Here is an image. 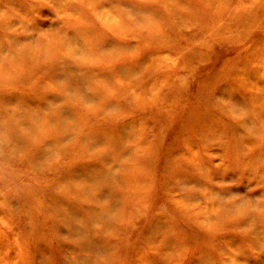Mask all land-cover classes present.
Here are the masks:
<instances>
[{
  "label": "rangeland",
  "instance_id": "rangeland-1",
  "mask_svg": "<svg viewBox=\"0 0 264 264\" xmlns=\"http://www.w3.org/2000/svg\"><path fill=\"white\" fill-rule=\"evenodd\" d=\"M229 1L0 0V109L28 110L27 95L35 97L33 89L51 76L71 81L92 75L102 87V105L110 100L115 113L124 106L129 111L121 121L104 120L102 113L101 131L91 143L116 140L119 128L133 119L131 133L143 129L139 138L147 148L169 142L156 159L166 157L171 172L169 184L156 191L138 176L140 183L126 186L138 157L155 153L113 152L102 162V155L80 151L73 135L43 154L33 142L28 152L40 157L31 161L26 146L17 147L0 130V264H261L264 119L255 106L264 109L257 103L264 85L255 81H264V0H243L242 6ZM255 42L260 48L250 51ZM68 63L78 75L67 73ZM23 75L31 86L13 82ZM240 78L246 86L237 85ZM95 86L91 92H101ZM77 93L68 89L73 98L65 104L72 114L67 126L80 135L86 128L81 124L100 120L93 103ZM81 155L101 179L102 167L116 168L104 198L99 187L87 198L76 192L67 198V190L61 191L60 179L70 174L66 168ZM140 168L145 181L162 180L150 163ZM116 191L124 205H116L113 224L101 237L81 242L78 252L58 236L49 199L78 204L74 211L66 205L72 218L86 209L95 213ZM152 194L153 207L147 198Z\"/></svg>",
  "mask_w": 264,
  "mask_h": 264
},
{
  "label": "bare ground",
  "instance_id": "bare-ground-1",
  "mask_svg": "<svg viewBox=\"0 0 264 264\" xmlns=\"http://www.w3.org/2000/svg\"><path fill=\"white\" fill-rule=\"evenodd\" d=\"M249 1L250 0H248V2ZM235 3L241 6L244 4L243 0L229 1V5H233ZM253 44L250 48V51L251 50L257 51L260 48L258 43L255 42ZM2 45H3L2 42H0V47H2ZM30 45H32L31 42ZM233 51H235V49L232 48L231 52ZM250 51L247 50L245 52L248 53ZM227 62H229V59L225 61V63ZM98 66L99 65L97 64L96 66L90 67L89 63L86 65V67H89L90 69L95 67L97 70H98L97 68ZM19 67L22 68L21 66ZM73 68H75V66L68 63L67 73L77 74V71ZM248 74H251V72H248ZM91 76L92 75H83V77H77L76 79H73L71 81L65 80L60 76H51L48 79L50 80L49 82H47L48 80H46L45 84H43L42 83L43 81H41V83H39L40 86H38V88L36 89H33V91L36 92L35 97L33 95L32 96L27 95V98L25 99L29 106L28 110H23V107L17 110H7L6 108H4L5 110L0 109V120H2L1 118H5V117H7L9 120L6 123L0 121L1 122L0 130L7 132L10 141H12V143L14 144L16 143L17 147H23V145L26 146L27 156L31 159V161L33 159H37L40 157L39 154H35V155L31 154L32 152L30 148L32 147L33 142H36L35 145L37 146V148L43 150L42 152L43 154L46 150L49 151L53 148H59L63 142L70 139V136L71 138H74L73 135H75L74 139H77L76 143L80 151L81 149L84 152L90 150L93 155L100 154L102 155V162L104 161L103 158H105L107 155L113 152H116L117 157H120L123 153H128L134 156L135 154H137L138 151L142 152L143 150H145V152L147 153H155L152 154L154 155L153 157H143V158L138 157L137 163L134 162V164L137 167L136 170H134V175H133L134 180L131 182L130 185L127 184L128 183L127 181L126 186L127 185L133 186L136 183H140L138 178L142 179L143 177L141 184L144 185L146 182L147 183L151 182L155 191L157 189L166 187L167 184H169V181H167V177L171 173L170 171H167V166L169 164V161L166 159V157L163 158L162 160L156 159V152L161 151L163 154V150H167L169 148V142H166L162 146L158 145V147L155 149L154 148L152 149L150 147L147 148L145 141H143L142 138H139V136H142L143 129L141 131L138 130L137 135L131 133L132 129H134V125H136L133 119L132 121H130V127L127 128L123 126L119 128V133L116 140L114 137L111 136L109 139H106L105 141H102L100 143H96V144L91 143L93 141L90 139L91 136L95 132L99 133L101 131L102 113L104 114V120L117 118L119 119V121H121L124 119L128 120V118L123 115H125L129 111L128 106H124L123 108L122 106H120V108H122V111L120 113L119 112L115 113V110H112L115 108V105H113L112 101L110 100H106L108 101V103L102 105V101L105 100L102 98V91H101L102 87L101 85H99V83L98 85L95 86L96 82L91 81L89 78ZM87 80H88L87 84L84 85V83ZM74 81H77V84H73ZM13 82L20 85L24 83L25 86H31L30 78H25L24 75L21 76V80H13ZM246 82L247 81H244V79L240 78L237 81V85L246 86ZM256 82L259 85L260 83L264 85V81L262 82L260 80H257L255 81V83ZM65 83L66 86H63V84ZM69 85L70 88H68ZM87 86L88 88H86ZM93 86H95L96 89L100 88L101 92H96L93 94L91 92ZM68 89L73 90L74 92L78 91L77 95L82 98L80 99L81 101L85 103L88 102L93 103V106L97 108L99 111L98 115H99L100 124L91 125V126H89L88 124H81L80 126H85L88 130L84 128L85 132L80 135L77 133L76 129L72 130L71 126H67V123L72 121V114L68 105L65 104V101L66 99L69 100L73 98L70 96H66L68 95L67 94ZM251 96L254 100L255 96H258L257 91H253ZM257 103L264 105V97L257 98ZM255 107L257 109L258 118L264 119V109L258 106ZM0 108H3V105H0ZM156 110L157 111L155 113L159 115L158 109ZM139 111L142 116L144 114L147 115V112L145 110L142 111L139 110ZM2 114H5V117L1 116ZM15 119H17L18 121L15 122L14 121ZM185 125H186L185 122L179 123L180 127H185ZM24 130H25V135L23 136L24 133H22V131L24 132ZM45 142H49V143L41 147ZM85 143L89 145L88 148L84 147ZM28 150L31 153L28 152ZM64 152L68 154L69 151L65 150ZM84 152H82L83 155ZM83 157L84 156L81 155L77 164L71 167L72 171L66 168L67 171H65V173H70V174H68V176L66 177H63V179H60L62 180L61 181L62 185L60 188L61 191L67 190L68 193L67 198H69L75 192L87 198L89 197L90 191L93 190V188L99 187L103 190L102 198H104L107 193V190H111L110 186L113 184L112 174L116 172V168L110 170L109 167H102V179H101L99 178L100 173H95L92 171V167L95 164H93V166H89L87 162H84ZM167 158L171 160V158L169 157ZM144 163H150L153 170L159 171L161 173L162 180L160 182L155 183L152 176L151 177L148 176L147 179L149 181L144 180V170L140 168V165ZM123 167L125 168L124 165ZM148 173L152 174V172H148ZM116 180L119 181V183H121L120 177H117ZM175 184L178 185L179 182ZM153 195L154 194L147 195L148 202L152 207L154 203L152 199ZM127 197L132 198V195H126L125 198ZM122 198L123 195H121L120 192L119 193L117 191L112 192L110 195V202L108 204H105L103 207L97 206L95 213H93L89 209H86L85 212L81 211L79 216L76 215L77 217H72V218L70 217L68 210L70 209L74 211L81 209L78 204H75L73 201L72 202L67 201L63 203L65 200L49 199L51 205V212H53V215L56 217V224L54 228L55 230L58 231V236L61 239L64 238L65 240L74 243L75 244L74 247H76L79 252L81 248H78V246L81 245V242H84L86 240L92 241L97 237H101L102 230L103 229L105 230L106 227L110 226V224L112 226L113 221L111 216L114 212L115 214L118 212V210L116 209V205L117 207L118 205L121 207L124 205V201L122 200ZM83 203L84 202L80 201L81 206H83ZM66 205L68 206L69 209L66 208ZM85 221H88V223ZM124 223L128 224V218L125 219ZM62 260L63 259H61V261ZM261 264H264V259H261Z\"/></svg>",
  "mask_w": 264,
  "mask_h": 264
}]
</instances>
